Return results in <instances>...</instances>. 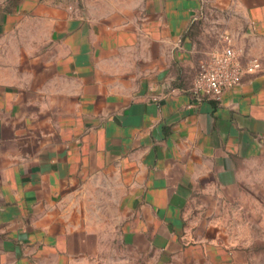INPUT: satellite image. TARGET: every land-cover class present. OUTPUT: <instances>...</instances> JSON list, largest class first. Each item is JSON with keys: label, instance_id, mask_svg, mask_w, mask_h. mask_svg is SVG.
Instances as JSON below:
<instances>
[{"label": "crops", "instance_id": "0c3cea01", "mask_svg": "<svg viewBox=\"0 0 264 264\" xmlns=\"http://www.w3.org/2000/svg\"><path fill=\"white\" fill-rule=\"evenodd\" d=\"M208 4L263 49L220 102L190 92ZM261 161L264 0H0V264L195 249Z\"/></svg>", "mask_w": 264, "mask_h": 264}, {"label": "rangeland", "instance_id": "374dc122", "mask_svg": "<svg viewBox=\"0 0 264 264\" xmlns=\"http://www.w3.org/2000/svg\"><path fill=\"white\" fill-rule=\"evenodd\" d=\"M225 34L232 37L243 63L251 58L262 62L253 54L263 51L262 42L251 38L245 18L229 15L219 5L208 4L189 29L197 56L193 80L200 61L222 49L221 36ZM254 170L258 173L251 179L246 177L237 209H205L210 214L205 223L203 216L197 217V221L191 219L186 240L195 249L177 254L151 252L144 256L111 247L107 256L84 264H264V161ZM115 229L118 232L117 225Z\"/></svg>", "mask_w": 264, "mask_h": 264}, {"label": "built area", "instance_id": "2783aa9c", "mask_svg": "<svg viewBox=\"0 0 264 264\" xmlns=\"http://www.w3.org/2000/svg\"><path fill=\"white\" fill-rule=\"evenodd\" d=\"M222 49L200 61L190 92L197 100L210 99L220 102L224 92L241 85L247 75L262 71L261 62L256 58L245 63L229 35L221 36Z\"/></svg>", "mask_w": 264, "mask_h": 264}]
</instances>
